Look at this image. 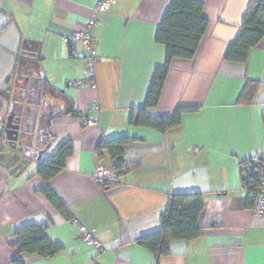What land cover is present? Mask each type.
<instances>
[{
    "label": "crops",
    "instance_id": "0c3cea01",
    "mask_svg": "<svg viewBox=\"0 0 264 264\" xmlns=\"http://www.w3.org/2000/svg\"><path fill=\"white\" fill-rule=\"evenodd\" d=\"M96 1L0 0V99L11 94L15 62L30 49L47 88L80 115L63 113L52 121L54 142L40 162L0 148V264H13V231L28 224L44 226L62 250L52 258L24 256L25 264H264V217L252 213L239 177L241 160L264 155V37L245 62L224 60L248 5L258 0H199L208 26L197 53L171 61L158 103L147 114L195 110L163 134L130 126L128 119L144 105L154 70L165 63L155 34L172 0H114L91 30L97 39L94 85L74 87L68 83L85 77L84 62L64 38L86 25ZM247 83L254 90L244 97ZM89 116L96 125L86 126ZM117 137L130 140L125 168L116 183L100 187L94 172L111 170V162L96 148ZM67 141L72 153L64 168L44 183L38 164ZM44 186L95 233L104 252L84 244L42 195ZM185 193L202 195L203 233L172 241L169 255L155 260L135 240L157 231L172 195Z\"/></svg>",
    "mask_w": 264,
    "mask_h": 264
},
{
    "label": "trees",
    "instance_id": "16d2710c",
    "mask_svg": "<svg viewBox=\"0 0 264 264\" xmlns=\"http://www.w3.org/2000/svg\"><path fill=\"white\" fill-rule=\"evenodd\" d=\"M202 8V2L199 0L171 1L155 34L156 42L165 48V63L155 68L144 105L130 111L128 125L153 129L163 134L167 130L179 126L183 113L195 110L192 107H178L171 116L167 117H150L147 114L158 103L171 61L173 59L192 60L196 55L208 26L207 20L202 15ZM263 37L264 0L253 1L248 5L242 18L240 32L236 39L229 44L224 60L245 62L249 50L256 47ZM24 52H21V56L15 62V69H18L16 75L29 68H38L37 59L39 57L36 52L34 51L36 54L34 58ZM253 86L254 84L247 83L243 91L244 97L253 92ZM43 93L64 106L61 114L66 113L76 118L80 116L72 106L64 103L61 93L51 87L47 88L45 81ZM4 97L0 100H8L9 95ZM261 120L264 125V113ZM129 143V139L117 137L100 142L96 148L97 156L102 151H106L111 162V170L117 176L125 168L123 153ZM71 153V142L62 143L53 156L38 164L37 176L46 183L62 171L66 159L70 157ZM260 157L264 158V155ZM40 192L58 213L69 220L72 219L67 206L47 186H44ZM203 209V198L199 193L172 195L166 209L160 214V228L137 238L136 245L149 251L155 260L169 255L172 241H191L201 237L203 229L198 225V219ZM13 237L15 239L11 244L15 254L13 264H25L24 256L52 258L62 250L60 244L52 242L46 236L42 225L28 224L16 228L13 231Z\"/></svg>",
    "mask_w": 264,
    "mask_h": 264
},
{
    "label": "water",
    "instance_id": "95a60500",
    "mask_svg": "<svg viewBox=\"0 0 264 264\" xmlns=\"http://www.w3.org/2000/svg\"><path fill=\"white\" fill-rule=\"evenodd\" d=\"M24 54L36 57L27 49ZM44 75L40 67L29 68L14 77L8 100H0V137L7 138L12 150L40 162L54 142L52 121L64 106L44 95Z\"/></svg>",
    "mask_w": 264,
    "mask_h": 264
},
{
    "label": "built area",
    "instance_id": "2783aa9c",
    "mask_svg": "<svg viewBox=\"0 0 264 264\" xmlns=\"http://www.w3.org/2000/svg\"><path fill=\"white\" fill-rule=\"evenodd\" d=\"M114 4V0H97L93 10L92 17L86 25L78 31H74L68 37L64 38L71 52L80 57L84 62L85 77L82 80L69 82L68 85L74 87H92L94 85L95 64L97 56L95 45L97 39L92 36L91 30L99 24L98 16L105 13ZM97 119L94 116H89L85 120L88 127L94 126ZM0 148L3 151L11 150L10 144L5 136L0 137ZM239 177L241 188L246 193L247 199L251 204V211L255 216L264 217V158L257 154H252L239 163ZM94 181L100 187L117 182V175L112 170H106L99 167L93 175ZM71 224L78 229L79 235L87 246H90L98 252H104L96 235L91 230L87 229L76 218L70 220Z\"/></svg>",
    "mask_w": 264,
    "mask_h": 264
}]
</instances>
